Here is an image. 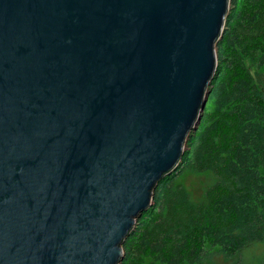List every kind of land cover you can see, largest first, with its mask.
<instances>
[{"label": "water", "instance_id": "1", "mask_svg": "<svg viewBox=\"0 0 264 264\" xmlns=\"http://www.w3.org/2000/svg\"><path fill=\"white\" fill-rule=\"evenodd\" d=\"M230 0H0V264H119L203 116Z\"/></svg>", "mask_w": 264, "mask_h": 264}, {"label": "trees", "instance_id": "2", "mask_svg": "<svg viewBox=\"0 0 264 264\" xmlns=\"http://www.w3.org/2000/svg\"><path fill=\"white\" fill-rule=\"evenodd\" d=\"M215 49L201 121L119 264H264V0H230Z\"/></svg>", "mask_w": 264, "mask_h": 264}, {"label": "rangeland", "instance_id": "3", "mask_svg": "<svg viewBox=\"0 0 264 264\" xmlns=\"http://www.w3.org/2000/svg\"><path fill=\"white\" fill-rule=\"evenodd\" d=\"M207 106H208V105H207ZM190 179H191V178H190ZM190 179H188L187 183H188L189 181H191V180H192V179H191V180H190ZM216 258H217L216 260H217L218 262H220V263H221V257H216Z\"/></svg>", "mask_w": 264, "mask_h": 264}]
</instances>
